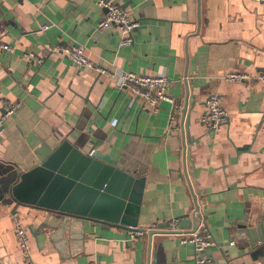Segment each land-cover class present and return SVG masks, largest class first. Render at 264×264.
<instances>
[{"label": "crops", "instance_id": "0c3cea01", "mask_svg": "<svg viewBox=\"0 0 264 264\" xmlns=\"http://www.w3.org/2000/svg\"><path fill=\"white\" fill-rule=\"evenodd\" d=\"M96 1L0 0V42L12 48L0 49V113L3 100L19 103L0 128V264H196L192 244L167 232L173 218L211 236L203 264H264V92L260 82L223 78L264 70V0H117L138 24L127 46L114 25L97 29L105 9ZM46 44H81L111 71L164 75L174 104L151 112L128 88ZM210 93L228 116L216 132L201 121ZM63 141L135 176L139 202L123 223L141 235L84 220L78 241L57 213L10 200L15 175Z\"/></svg>", "mask_w": 264, "mask_h": 264}, {"label": "water", "instance_id": "95a60500", "mask_svg": "<svg viewBox=\"0 0 264 264\" xmlns=\"http://www.w3.org/2000/svg\"><path fill=\"white\" fill-rule=\"evenodd\" d=\"M136 184L135 176L108 155L84 152L63 141L40 164L16 174L7 191L11 201L57 213L64 221L62 227H69L81 241L84 220L128 231L136 227L123 223L139 202Z\"/></svg>", "mask_w": 264, "mask_h": 264}, {"label": "built area", "instance_id": "2783aa9c", "mask_svg": "<svg viewBox=\"0 0 264 264\" xmlns=\"http://www.w3.org/2000/svg\"><path fill=\"white\" fill-rule=\"evenodd\" d=\"M97 5L105 9L103 18L97 23V29L102 30L108 25H114L119 33V45L127 46L133 41L132 32L137 27V22L133 20L124 9H122L117 0H97ZM44 30L46 25H42ZM0 49L12 50L8 45L0 42ZM45 49L52 51H59L66 56L75 66L81 69H90L96 74L114 81L118 87L128 88L133 95L141 98L145 105L151 112L158 111L160 101H167L174 104L173 98L168 94V87L170 80L164 75H147L137 73L134 71H111L102 66L93 64V62L85 54V50L81 44H72L60 47H51L45 45ZM26 57L32 58V54H25ZM227 81L233 82H260L264 92V70L259 71L256 75H251L247 72L229 71L223 75ZM205 112L201 116V121L206 126L208 131L216 132L220 130L227 123L228 116L226 110L221 105V98L217 93H210L205 98ZM19 107L18 102H11L9 100L2 101V112L0 113V128L3 126L5 120L12 116ZM176 107L173 105L169 117V123H173ZM14 222V234L18 244V248L23 255L28 258V235L25 226L17 212L11 214ZM129 231V236L141 235L143 231L136 227ZM167 232L179 238L181 243L190 242L194 249V259L196 264H203L207 260L202 257L203 250L213 244L212 238L204 228H196L194 230H183L180 228V219L173 218L168 223Z\"/></svg>", "mask_w": 264, "mask_h": 264}, {"label": "trees", "instance_id": "16d2710c", "mask_svg": "<svg viewBox=\"0 0 264 264\" xmlns=\"http://www.w3.org/2000/svg\"><path fill=\"white\" fill-rule=\"evenodd\" d=\"M18 203V202H17ZM20 204V203H19Z\"/></svg>", "mask_w": 264, "mask_h": 264}]
</instances>
